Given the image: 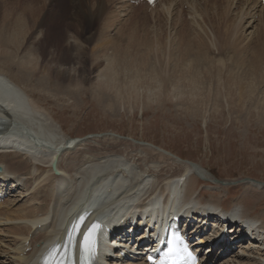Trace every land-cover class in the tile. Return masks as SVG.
<instances>
[{
    "label": "bare ground",
    "instance_id": "6f19581e",
    "mask_svg": "<svg viewBox=\"0 0 264 264\" xmlns=\"http://www.w3.org/2000/svg\"><path fill=\"white\" fill-rule=\"evenodd\" d=\"M69 1L71 5L63 7L70 32L63 36L61 44L59 39L48 48L49 42L44 40L47 37L43 39L46 21L44 16L37 15V11L43 7L59 11L63 0L37 3L31 9L33 18L28 14L14 23L12 31L0 33V192L7 196L19 190L24 197L22 206L16 209L11 205L19 195H15L16 199L5 198L0 202V225L9 223L0 233L7 232L4 236L10 237L0 239L1 247H6L0 248V256H4L0 264H41L53 250L55 253L63 249L64 235L71 237L67 245L76 253L83 229L94 217L105 221L106 231L113 229L112 239H118L111 240L112 244L121 245L114 248L115 253L108 264H145L141 258L145 248L138 245L146 236L144 228L134 236L141 228L145 213H149L144 218L149 225L178 216L188 235L195 237L193 244H198L197 250L202 251L203 264H213L218 253H227L234 246H238L237 251L219 264H264V207H260L264 203V184L246 182L232 199V210H225L215 199L200 205L201 200L195 196L199 180L214 178L202 165L178 161V155L175 156L177 159L172 158L127 140L108 138L106 144L100 146L88 138L73 142L74 139L65 132L55 118V108L71 107L74 118L78 100L90 92H95L98 104L113 115L119 114L122 108L131 112L134 107H144L149 100L160 104L174 100L181 104L180 112L201 110L208 107L205 103L209 100L208 93L194 88L185 92L173 87L171 98L153 94L150 90L142 93L133 86L110 92L112 87L108 84L111 80L100 74L96 76L97 86L90 89V63L92 66L99 57L106 60L103 38L109 34L108 27L120 19L121 13L124 15L129 3L127 0ZM200 1L158 0L156 4L186 3L194 10L210 9L221 22L227 21L228 27L236 24V15L239 20L258 17L264 25V6L259 0H202L203 5ZM232 6H235V15H232L236 19L228 18ZM93 22L100 25V29L89 31ZM36 29L41 30L40 33L34 34ZM28 39L30 43L26 42ZM179 43L186 48L196 43L204 45L198 35L191 40L183 36ZM165 44L158 43V46L163 48ZM172 51L169 54H173ZM182 54L185 53H179ZM181 58H178L180 66L174 70L195 80V63L191 58L187 61ZM157 59L158 63H163ZM248 68L253 70H244L242 77L255 79L256 66ZM239 79V82L247 81L246 78ZM233 83L216 82L211 97L213 110L216 111L219 105L222 86L227 91L223 93L227 105L231 109L235 107V100H240L243 89L248 86L235 84L231 87ZM191 86L196 87L193 83ZM181 177L184 180L179 184ZM228 188L224 187L226 191ZM214 206L220 207L213 209ZM224 227H227L226 231ZM228 231L231 233H226ZM131 240L134 241L132 247L129 245ZM127 247L128 252L121 255V250ZM10 250L12 254L9 255ZM125 257L132 259L123 261Z\"/></svg>",
    "mask_w": 264,
    "mask_h": 264
},
{
    "label": "rangeland",
    "instance_id": "374dc122",
    "mask_svg": "<svg viewBox=\"0 0 264 264\" xmlns=\"http://www.w3.org/2000/svg\"><path fill=\"white\" fill-rule=\"evenodd\" d=\"M44 1L0 0V33L12 31L14 23L28 14L33 18L31 9ZM200 2L203 5L202 0ZM126 3H129L126 14L121 13L120 19L108 27L109 34L103 38L106 60L99 57L92 66L90 63V89L97 86L98 74L111 80L108 84L109 88L112 87L110 92L123 91L133 86L142 93L150 90L153 94L171 98L173 87L185 92L194 88L196 91L208 93L209 100L205 106L211 108L180 112L181 104L174 100L161 104L149 100L144 107H134L131 112L122 108L119 114L113 115L103 105L98 104L96 93L90 92L84 94L82 100H78L74 118V110L67 105L55 108V118L60 121L70 138L74 139L73 142L91 140L93 144L100 146L106 144L108 138L127 140L172 158L177 159L175 156L178 155V161H191L202 165L214 178L199 180L195 193L202 201H199V204L203 205L204 202L215 199L225 210H232V199L238 195L246 182L257 181L264 184V25L258 21V17L239 20L236 15V19L232 15L235 6H232L228 18L234 17L236 24L228 27L225 25L227 21L221 22L212 10H194L186 3H173L168 6L160 2L155 7L136 4L133 0H127ZM63 5L70 6L71 1L63 0L59 11L54 8L45 9L42 5V10L37 11V15L39 13L40 17L44 16L46 21L43 39L47 37L44 40L49 42L48 48L59 39L61 44L63 36L70 32L66 24L67 12ZM104 17L105 15L101 18ZM90 24L89 31L101 27L96 22ZM83 27L84 31L88 29L86 25ZM38 30L34 34L40 33L41 30ZM197 35L204 45L196 43L188 48L180 46L181 37L191 40ZM162 42L166 43V46L160 48L158 43L161 45ZM155 48L157 52H154ZM170 48L173 50L171 53L175 54H169ZM175 51H179L178 54ZM180 52L185 54L179 55ZM179 56L186 61L187 58L193 60L196 67L193 76L195 80H192L191 76L183 77L174 70L181 64ZM156 57L163 60V63H158ZM251 65L256 66L255 70L258 72L254 75L255 79L251 80L249 76L244 77L247 81L239 82V78L244 79V70H253L248 68ZM197 73H200L199 76ZM217 81L222 84L234 82L230 84L231 87H235V84L248 86L243 89L240 100H235L237 104L233 109L226 103L223 93L227 91L225 86H222L220 90L223 93L218 97L219 105L216 111L213 110L211 97ZM192 83L196 87H192ZM224 185L229 186L228 191L224 189ZM15 195H19L18 198ZM7 198H17L11 205L12 208L15 206L13 209L21 207L24 199L19 190L10 193ZM218 207L220 206H214L213 209ZM260 207H264V203ZM260 207L256 209L257 212ZM7 226L9 223L1 224L0 230ZM4 235H7V232L0 233L1 240L10 238ZM0 248L6 247L0 245ZM237 249L238 246H234L227 253H218L212 263H223ZM11 252L10 250L9 255ZM1 258L4 256L1 255L0 260Z\"/></svg>",
    "mask_w": 264,
    "mask_h": 264
},
{
    "label": "snow or ice",
    "instance_id": "6c2138e0",
    "mask_svg": "<svg viewBox=\"0 0 264 264\" xmlns=\"http://www.w3.org/2000/svg\"><path fill=\"white\" fill-rule=\"evenodd\" d=\"M100 227L99 224L97 223H93L89 230L84 234L83 237V244L84 247L87 248L88 250H91V248L94 246L95 244V230L98 229ZM171 251V249H170ZM152 257H149V260H151Z\"/></svg>",
    "mask_w": 264,
    "mask_h": 264
}]
</instances>
